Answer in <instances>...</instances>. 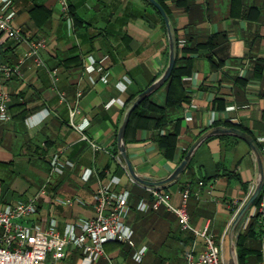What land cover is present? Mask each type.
<instances>
[{"label":"crops","instance_id":"0c3cea01","mask_svg":"<svg viewBox=\"0 0 264 264\" xmlns=\"http://www.w3.org/2000/svg\"><path fill=\"white\" fill-rule=\"evenodd\" d=\"M67 1L69 19L58 0H10L14 25L30 40L43 39L45 46L42 64L32 58L21 63L28 45L0 34V68L21 64L20 76L4 84L0 81V88L10 96V118L0 124V207L26 203L43 189L28 223L47 229L55 222L63 234L68 225L94 217L98 187L118 178L113 190L129 194L125 225L133 231V246L107 244V257L95 264H130L141 247H147L144 257L157 249L150 264H170L158 250L174 247L186 264L185 253L194 242L199 252L203 240L183 232L164 207L137 209L140 202L151 206L152 197L128 176L117 149L126 103L167 67L164 22L143 0ZM163 1L177 39L184 42L179 45L177 66L189 70L181 78L182 90L175 102L181 93L187 101L169 109L164 129H137L126 142L135 171L156 180L167 178L183 153L214 123L239 126L264 149V0ZM60 93L70 106L78 102L77 121L89 123L87 134L104 150H92L68 126L69 107L60 102ZM78 93L82 95L77 101ZM149 98L164 106L167 87ZM172 132L178 134L175 148L160 149L159 139ZM57 154L69 164L61 174L51 176V160ZM192 161V169L166 191L178 205L188 189L191 225L207 229L219 244L250 194L256 163L242 140L222 142L214 137L199 146ZM258 250L264 257L261 241ZM82 259L83 254L74 250L59 264H81ZM258 262L254 256L246 264Z\"/></svg>","mask_w":264,"mask_h":264},{"label":"built area","instance_id":"2783aa9c","mask_svg":"<svg viewBox=\"0 0 264 264\" xmlns=\"http://www.w3.org/2000/svg\"><path fill=\"white\" fill-rule=\"evenodd\" d=\"M58 4L62 14L69 19L71 12L68 1L58 0ZM14 18L15 11L11 7L10 0H0V34L17 43L28 45L21 63L32 58L36 64H42L40 53L45 46L44 40L41 38L30 40L14 25ZM179 44L182 46L184 42ZM20 65L0 68L1 83H7L12 77L20 76ZM54 88L56 89L55 80ZM81 95V93L77 94V101ZM59 98L60 102L69 107L68 126L80 136V140L87 143L94 151L104 150L87 134L89 123L77 121L78 102L75 106H70L63 93L59 94ZM9 99L8 92L0 88V124L6 123L10 118ZM68 164L58 154L54 155L50 164V175L61 174ZM119 183L118 178H113L108 185H100L94 196V217L68 225L63 234L58 232L55 222H51L47 229L28 223L29 218L37 212V204L41 195L45 193L43 189L31 196L26 203L16 202L0 207V264H59L70 251L74 250L83 254L81 264H95L99 259L107 257V244L133 246V231L125 225L129 211V194L113 190V186ZM147 190L151 194L152 204L150 206L140 202L137 207L139 211H155L164 207L177 218L183 232L192 233L195 238L203 240L204 245L199 252L194 242L185 253L186 264H225V241L222 240L218 244L207 229L200 231L191 225L187 211L188 189L182 192L178 205L174 204L166 188L148 187ZM250 218L257 220L256 233L260 237L264 251V199L252 208ZM146 251L147 247L135 250L133 260L141 264ZM258 264H264V257Z\"/></svg>","mask_w":264,"mask_h":264},{"label":"water","instance_id":"95a60500","mask_svg":"<svg viewBox=\"0 0 264 264\" xmlns=\"http://www.w3.org/2000/svg\"><path fill=\"white\" fill-rule=\"evenodd\" d=\"M148 1L160 14L168 36L169 43V58L168 64L163 74L150 86H148L143 92L138 94L131 104L126 107L124 117L117 131V149L119 159L123 163L128 176L131 180L142 187H155V188H167L170 184L179 180L184 174L190 161L192 160L195 152L201 144L210 138L218 136H227L238 138L245 142L251 150L253 159L257 167V175L254 185L250 191L248 198L239 206L238 210L234 214L225 237L224 250H225V264H238L237 257V241L249 220L250 212L254 207L257 199L260 197L264 189V150L257 143L255 138L248 132H245L236 127L216 126L204 131L200 136L193 142L190 148L187 150L185 156L180 161L174 171L162 180H156L151 177L143 176L138 174L133 168L126 148V130L130 121V117L135 109L152 94L157 92L165 83L169 80L172 72L175 68L176 57H177V40L176 34L170 22V18L164 8L159 4L157 0H146Z\"/></svg>","mask_w":264,"mask_h":264},{"label":"trees","instance_id":"16d2710c","mask_svg":"<svg viewBox=\"0 0 264 264\" xmlns=\"http://www.w3.org/2000/svg\"><path fill=\"white\" fill-rule=\"evenodd\" d=\"M143 1L148 6L154 8L148 1H146V0H143ZM157 1L164 8V10L166 11V13L168 14V16L170 18L169 10H168L167 6L165 5L164 1L163 0H157ZM181 2H182V4H183V2L185 3V1H183V0L178 1V3H181ZM154 10H156V9L154 8ZM176 40H177V57H176L175 68L172 72L171 77L165 83V86L167 87L166 104L161 107V106H157L155 103H153L150 100V98H147L146 100H144L135 109V111L132 113V115L130 117V121H129V124L127 126L126 136H125L126 142L129 141L130 139H132V134L137 129H142V128H147V129L163 128L164 129L168 123V111H169V109L177 108L180 105L181 101H184V102L187 101V99L181 93V95L179 97L180 100L175 102L176 94L177 93L179 94L180 90H182L181 89V78L184 75H187L189 73V70L187 68H185V67L180 68L177 66V61L179 58V45L180 44H179V40L177 39V37H176ZM133 99H134V97L129 99V101L126 103V107L129 104H131ZM223 125L226 127H236V128H239V129L247 132L246 130L240 128L239 126L233 125L229 122H226ZM216 126H221V125L218 123H214L213 127H216ZM177 135H178L177 132H172V133H169L165 136H162L158 141L160 149L165 150V151L166 150L170 151L171 149H174L176 146V143H177ZM214 138H219L222 140V142L225 139L235 140V141L239 140L238 138L227 137V136H218V137H214ZM186 152L183 153L182 159L185 156ZM192 166H193V161L191 160L187 169L185 170L184 174L189 172L192 169ZM263 191H264V189H263ZM263 191H262V193H263ZM262 193H261L260 197L257 199L254 206H256L260 202V200L262 199ZM253 219L254 218H250L248 220L245 229L243 230V232L241 233V235L237 241L238 264H246L247 259L249 257L252 258L255 256L259 259V261L262 258V255H261L260 251L258 250L259 242L261 240H260V237L258 236V234L256 233L255 221ZM256 227H257V225H256ZM116 245L123 247V245H120V244H116Z\"/></svg>","mask_w":264,"mask_h":264},{"label":"rangeland","instance_id":"374dc122","mask_svg":"<svg viewBox=\"0 0 264 264\" xmlns=\"http://www.w3.org/2000/svg\"><path fill=\"white\" fill-rule=\"evenodd\" d=\"M127 248V247H126ZM157 249L150 251V253L147 255V257H144L143 264H150L153 257L156 255ZM159 256L165 257L167 259V263L170 264H184V261L180 255V252L177 250V247L171 248V249H162L158 250ZM130 264H138L135 261L130 260Z\"/></svg>","mask_w":264,"mask_h":264}]
</instances>
